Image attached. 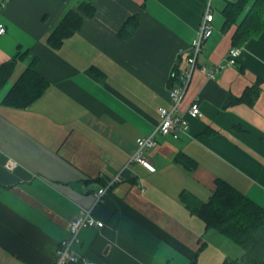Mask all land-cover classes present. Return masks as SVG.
Here are the masks:
<instances>
[{
	"label": "crops",
	"instance_id": "obj_1",
	"mask_svg": "<svg viewBox=\"0 0 264 264\" xmlns=\"http://www.w3.org/2000/svg\"><path fill=\"white\" fill-rule=\"evenodd\" d=\"M79 0H0V62L21 52L39 59L37 72L50 86L26 109L1 104L27 66L18 62L0 90V264H51L68 223L82 209L104 222L86 228L73 250L96 264H222L244 251L191 214L184 191L207 201L223 179L264 207V28L241 48L233 66L214 79L205 72L221 64L237 24L224 28L223 11L238 0H210L213 35L178 113L189 133L156 135L146 153L154 167L130 164L136 140L171 108L169 81L187 68L206 0H94L97 9L58 49L51 30ZM139 26L127 40L128 19ZM23 66L19 68V64ZM257 86L252 104L234 103ZM198 101L201 116L187 111ZM193 159V169L176 161ZM114 182L96 204V193Z\"/></svg>",
	"mask_w": 264,
	"mask_h": 264
},
{
	"label": "trees",
	"instance_id": "obj_2",
	"mask_svg": "<svg viewBox=\"0 0 264 264\" xmlns=\"http://www.w3.org/2000/svg\"><path fill=\"white\" fill-rule=\"evenodd\" d=\"M208 1V0H206ZM249 0L229 3L224 11V28L237 24L248 6ZM94 0H79L69 8L58 24L51 30L47 44L58 50L64 42L77 34L87 18L96 14ZM139 26V17L127 20L121 28L119 38L127 40ZM264 28V0H256L249 8L244 19L239 23L232 37L234 47H242L250 38L258 36ZM27 59V66L19 78L12 83L1 104L16 109H26L36 102L48 90L50 83L37 72L38 58L29 57V52L17 53L14 58L0 62V90L5 88L13 76L18 62ZM181 75L176 66L169 81V88L177 83ZM257 86L245 91L243 96L234 99V103L252 104L257 98ZM176 161L188 168H195L197 163L186 155H180ZM216 189L207 201H202L189 192L180 194L181 202L191 214L205 222L207 229H214L229 238L241 249L243 256L238 259H226L222 264H264V207L244 195L223 179H216ZM190 264H198L196 261Z\"/></svg>",
	"mask_w": 264,
	"mask_h": 264
},
{
	"label": "built area",
	"instance_id": "obj_3",
	"mask_svg": "<svg viewBox=\"0 0 264 264\" xmlns=\"http://www.w3.org/2000/svg\"><path fill=\"white\" fill-rule=\"evenodd\" d=\"M206 10L203 13L201 23L199 25L197 36L192 42L191 55L187 60V68L181 73L179 79H177L176 85L169 88L168 94L171 101V108L160 107L158 113L160 115V122L155 130L148 136L139 137L136 140V151L130 158L129 163H138L151 170L154 167L151 165L146 157V153L157 146L156 135L173 136L179 138L181 134L189 133V122L185 117L178 113L180 103L187 91V88L191 82L193 72L197 68V60L199 53L203 50L205 42L213 35L214 28V13L211 12V2L208 1ZM6 33V27L0 25V35ZM242 51L241 48L233 47L229 50L227 57L221 64L212 71H202L207 74L210 79H214L218 72L236 64L237 59L240 57ZM191 118H199L201 116V110L198 101H194L187 111ZM119 177L115 181L108 183L106 186L100 188L96 193V204H98L108 192L110 187L113 186L114 182L118 181ZM92 209H82L79 216L73 218L68 223L69 237L61 241L57 247L54 260L51 264H96L95 260H91L85 257L78 256L73 250L74 244L78 242V236L80 232L86 228H103L104 222L98 220L93 216Z\"/></svg>",
	"mask_w": 264,
	"mask_h": 264
},
{
	"label": "rangeland",
	"instance_id": "obj_4",
	"mask_svg": "<svg viewBox=\"0 0 264 264\" xmlns=\"http://www.w3.org/2000/svg\"><path fill=\"white\" fill-rule=\"evenodd\" d=\"M22 66H23V64H22V63H20L18 67H19V68H21ZM261 206H262V205H261Z\"/></svg>",
	"mask_w": 264,
	"mask_h": 264
}]
</instances>
